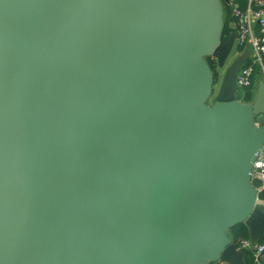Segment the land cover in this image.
Returning a JSON list of instances; mask_svg holds the SVG:
<instances>
[{
    "label": "water",
    "instance_id": "1",
    "mask_svg": "<svg viewBox=\"0 0 264 264\" xmlns=\"http://www.w3.org/2000/svg\"><path fill=\"white\" fill-rule=\"evenodd\" d=\"M228 3V0H222ZM221 0H0V264H243L264 82L212 74Z\"/></svg>",
    "mask_w": 264,
    "mask_h": 264
},
{
    "label": "built area",
    "instance_id": "2",
    "mask_svg": "<svg viewBox=\"0 0 264 264\" xmlns=\"http://www.w3.org/2000/svg\"><path fill=\"white\" fill-rule=\"evenodd\" d=\"M227 4L230 5L231 15L235 20L234 46L238 53L243 48H248V55L235 74L237 92L249 87L253 89L256 74H259L264 82V0H228ZM254 123L264 128V117ZM248 178L260 181L259 186L255 188V204L264 211V196H258L264 190V153L261 150L254 155ZM238 243L236 248L246 249L253 256L264 252V236L258 241L250 237L240 239ZM208 264L227 263L210 261Z\"/></svg>",
    "mask_w": 264,
    "mask_h": 264
},
{
    "label": "trees",
    "instance_id": "3",
    "mask_svg": "<svg viewBox=\"0 0 264 264\" xmlns=\"http://www.w3.org/2000/svg\"><path fill=\"white\" fill-rule=\"evenodd\" d=\"M235 50L237 51L238 49L235 48ZM204 59H205V62L208 65V67L210 68V71L212 73V80H214L215 79V73L213 70L214 69L213 68L214 62L210 58V56L204 57ZM252 91H253V89L250 87L243 89V90H240L237 94L238 96L236 97V99L240 100V102H247V101L252 99V96H253ZM258 196L263 197L264 196V190L261 191L258 194ZM226 231L230 235L232 241L235 243L236 246H238V244H239L238 242L240 239L249 238V230L243 222H238V223L230 226ZM263 236H264V231L257 237V239H255V241L260 240V238Z\"/></svg>",
    "mask_w": 264,
    "mask_h": 264
},
{
    "label": "rangeland",
    "instance_id": "4",
    "mask_svg": "<svg viewBox=\"0 0 264 264\" xmlns=\"http://www.w3.org/2000/svg\"><path fill=\"white\" fill-rule=\"evenodd\" d=\"M235 1H239V0H235ZM240 2V1H239ZM221 10H222V16L224 15V17H225V14L226 13H231V7H230V5H227V4H225L223 1H221ZM222 20H223V18H222ZM224 21V20H223ZM220 37H221V40H223V39H225V37H226V35H225V33H224V31H222V29H221V33H220ZM235 47H234V44H233V46H232V49H231V52L228 54V56L226 57V59H225V61H224V64H223V66L222 67H218L217 66V64H216V61H215V59L214 58H212V57H210L212 60H213V62H214V66H213V70H214V73H215V79L214 80H212V86H211V92H210V94H209V96L206 98V101H205V103L207 104V105H211L212 104V102H213V96H214V94H215V91H216V88H217V86H218V84H219V81H220V78H221V75H222V73H223V71H224V69L229 65V63L235 58L234 57V52H235ZM204 61H205V59H204ZM212 74V73H211ZM252 93L254 94V91H252ZM238 94V92L236 93V97L238 96L237 95ZM253 97V96H252ZM252 100V99H251ZM251 100H249V101H247V102H250ZM245 103V102H244Z\"/></svg>",
    "mask_w": 264,
    "mask_h": 264
},
{
    "label": "crops",
    "instance_id": "5",
    "mask_svg": "<svg viewBox=\"0 0 264 264\" xmlns=\"http://www.w3.org/2000/svg\"><path fill=\"white\" fill-rule=\"evenodd\" d=\"M225 4H227V3L225 2ZM227 5H229V4H227ZM222 18L224 20V21L222 20V31H224L225 35H227L230 32H233L234 33V38H235L236 32H235V22H234L235 20H234V17L229 12V13L225 14V17L223 15ZM237 54H238V52L235 50L234 57ZM259 80H261V77H260L259 74H256L254 76L253 89H255V86H256V84H257V82ZM235 98H236V96H235ZM238 101H240V100H238ZM227 235L230 237V235L228 233H227ZM241 250L243 252V264H264V252L259 254L258 256H253L250 251H248L246 249H241Z\"/></svg>",
    "mask_w": 264,
    "mask_h": 264
},
{
    "label": "flooded vegetation",
    "instance_id": "6",
    "mask_svg": "<svg viewBox=\"0 0 264 264\" xmlns=\"http://www.w3.org/2000/svg\"><path fill=\"white\" fill-rule=\"evenodd\" d=\"M224 2V1H223ZM225 3V2H224Z\"/></svg>",
    "mask_w": 264,
    "mask_h": 264
}]
</instances>
